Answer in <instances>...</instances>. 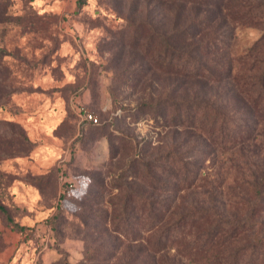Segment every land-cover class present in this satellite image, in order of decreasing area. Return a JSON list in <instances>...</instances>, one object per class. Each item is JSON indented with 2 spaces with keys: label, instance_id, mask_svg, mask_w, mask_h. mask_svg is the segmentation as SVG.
Listing matches in <instances>:
<instances>
[{
  "label": "rangeland",
  "instance_id": "1",
  "mask_svg": "<svg viewBox=\"0 0 264 264\" xmlns=\"http://www.w3.org/2000/svg\"><path fill=\"white\" fill-rule=\"evenodd\" d=\"M151 2L0 0V60L9 67L0 74V86L5 84L6 77L12 85L5 106L1 105L5 98L0 87V207L4 209L0 210V264H93L88 258L99 255L103 259L99 264H141V249H137L140 241L133 243V249H112L111 244V249H106V242L115 236L110 222L119 207L118 204L113 209L121 186H147L141 177L129 176L140 167L132 166L133 160L154 159V165L160 168L164 164L160 157H181L198 164L205 177L230 173V185L240 188L235 168L208 144L201 130L163 128L153 118L155 112L143 106L146 103L154 105L161 99L190 103V107L206 103L228 112L240 126L251 127V135L246 138H255L262 145L264 157V124H252L257 120L250 116L252 109L237 91L206 87L202 82L164 72L145 52V40L139 42L135 38V27L142 24L141 33L155 32L165 37L178 31L174 6L156 7ZM260 35V29L254 26L239 27L228 34L227 40L233 49L241 51ZM83 105L98 118V123L118 119L116 127L123 134L108 147V158L88 156L96 144L100 147V139L79 143L81 135L88 131V122L79 114V106ZM61 117L69 121L64 124ZM16 133L28 138L31 146L17 141ZM127 138L138 144L137 150L125 142ZM78 147L84 156L77 158L88 168L66 174L61 167L57 176L47 181L41 203H31L34 209H20L18 213L11 196L13 175L6 171H20L12 166L13 160L1 158L13 151H39L42 155L48 150L58 157L71 155L67 160L61 158L64 165L75 160ZM52 162L50 156L38 160L40 167ZM31 173L40 175L37 171ZM58 201L64 215L54 241L44 221L37 220V213L49 212V205L55 206ZM224 213L234 215L230 206L224 208ZM15 215L21 217L19 221L25 226L36 227L33 239L13 231L8 217ZM84 218L89 220L86 228L81 225ZM133 228L136 239L143 237V222ZM115 251L116 258L109 260ZM173 255L171 251L167 258L176 259Z\"/></svg>",
  "mask_w": 264,
  "mask_h": 264
},
{
  "label": "trees",
  "instance_id": "2",
  "mask_svg": "<svg viewBox=\"0 0 264 264\" xmlns=\"http://www.w3.org/2000/svg\"><path fill=\"white\" fill-rule=\"evenodd\" d=\"M152 1L156 7L174 6L178 17V31L168 37L155 32L141 33L142 24L134 28L135 38H139V42L145 40L144 50L154 63L164 72L202 82L206 87L237 91L247 102V107L252 109L250 116L257 120L252 124H264V1ZM181 16L185 17L183 21ZM246 26L260 29L259 39L241 51L233 49V44L227 40L228 34L235 28ZM167 61L170 64L166 65ZM7 69L9 67L1 59L0 74ZM6 78L5 84L0 86L5 98L3 106L8 104L12 88L11 80ZM143 106L155 112L153 118L163 128L192 127L201 130L208 144L235 168L236 183L240 188L230 185V173L226 176L217 174L215 178L205 177L198 164L184 161L181 157H160L164 163L160 168L154 165V159L130 161L132 166L140 167L129 176L141 177L147 186L146 189L136 183H124L123 189L121 186L120 197L115 200L113 209L118 204L119 207L110 222L115 236L106 242V249H111L110 244L112 249L124 246L133 249V243L140 241L137 249H141V264H264V157L261 156L262 145L255 138H246L251 135V127L240 126L230 113L206 103L196 107L191 104L190 107V103L161 99L157 104L146 103ZM67 121L68 118L62 123ZM117 122V118H112V121L106 119L102 123L91 124L81 135L79 143L106 138L111 148L112 142L123 134L118 132ZM16 140L26 147L32 144L20 133H16ZM125 142L132 150H137L138 144H133L132 139L127 138ZM31 152L13 151L1 160L28 157ZM168 164L169 168H165ZM19 171L18 174L6 171L13 175V186L17 180H23L43 194L47 181L57 176L59 168L54 167L40 175ZM15 206L18 213L20 209H28L17 203ZM226 206L233 209V216L225 215ZM48 209L51 214L44 223L50 237L57 241L56 231L64 213L59 201L55 206L50 204ZM0 210L4 209L0 207ZM20 218L17 215L8 217L11 228L18 233H26V239H33L36 227L25 226L20 223ZM84 219L86 221L83 220L81 225L86 228L89 220ZM140 222L146 229L143 237L136 239L133 227ZM123 228V232H119ZM171 251L175 253L174 260L167 258ZM117 252L112 253L109 260L116 258ZM88 260L94 261L93 264L103 261L100 255Z\"/></svg>",
  "mask_w": 264,
  "mask_h": 264
},
{
  "label": "crops",
  "instance_id": "3",
  "mask_svg": "<svg viewBox=\"0 0 264 264\" xmlns=\"http://www.w3.org/2000/svg\"><path fill=\"white\" fill-rule=\"evenodd\" d=\"M53 99V98H52ZM54 101V100H52ZM60 122L64 121V117L59 118ZM87 127L89 128V126H91L90 123H87ZM57 140H59V138H56ZM60 141V140H59ZM100 143V147L96 144L97 147H95L94 149H91V151H89V157L93 158V159H100V158H108L109 155V143L108 140L106 138H102L99 140ZM79 149V153L78 155H75V160H73L72 162H69L67 164H63L61 158H65L66 160L68 158H71V155L69 157V154L66 153L65 157L64 154L56 155L55 153H53L52 151H43L41 154L39 155V151L36 152L34 151L32 154H30L29 158L28 157H19V158H15L13 159V167L15 168V170L19 171L18 169H22L25 168L26 171L31 172L34 171L37 173L36 174H44L46 172H48L49 170H51L54 167H58L59 169L61 167H63L62 171L66 170V174L69 171H74V170H83V169H87V165H85L84 163H82L81 160H79L81 157L84 156V151L78 147ZM47 156H50L53 158V162L40 167L38 160H40V158H46ZM79 157V159L77 158ZM77 158V159H76ZM75 161V162H74ZM102 161V160H101ZM35 166L36 168L30 167L31 165ZM71 178V177H69ZM72 181V179L70 180ZM13 199L15 201V203H17L19 206H24L27 207L28 209H34L33 205H35V203L37 204V206L39 205V203H41V200L43 199V194L41 193L40 189L36 188L35 186L28 184L27 182L23 181V180H17L13 186ZM31 203L33 205H31ZM51 214V210L49 212H45L43 214L41 213H37V220L38 221H44L45 219H47Z\"/></svg>",
  "mask_w": 264,
  "mask_h": 264
},
{
  "label": "built area",
  "instance_id": "4",
  "mask_svg": "<svg viewBox=\"0 0 264 264\" xmlns=\"http://www.w3.org/2000/svg\"><path fill=\"white\" fill-rule=\"evenodd\" d=\"M79 114L83 118V121H87L91 124H97L99 122L98 118L92 113H90L84 105L79 106ZM20 235L24 236V233H21Z\"/></svg>",
  "mask_w": 264,
  "mask_h": 264
}]
</instances>
